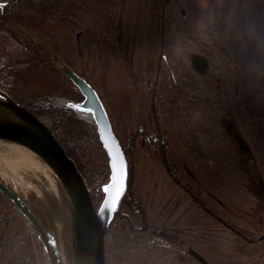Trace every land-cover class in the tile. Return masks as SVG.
<instances>
[{
  "label": "rangeland",
  "instance_id": "obj_1",
  "mask_svg": "<svg viewBox=\"0 0 264 264\" xmlns=\"http://www.w3.org/2000/svg\"><path fill=\"white\" fill-rule=\"evenodd\" d=\"M8 14L11 26L0 13V91L5 95L21 105L43 96L80 104L83 96L62 61L86 79L105 110L121 107L125 122L138 123L125 130L112 117L122 145H130L138 126L147 134L156 123L163 129L173 174L160 150L137 137L130 155L131 189L145 218L126 205L119 209L104 234L105 264H200L188 249L208 264H264L235 255L228 246L234 234L214 218L251 237L264 229V0H17ZM160 51L183 92L211 105L179 97L163 62L156 80L159 98L151 100L149 84ZM193 53L207 60L202 75L189 64ZM131 105L138 111L132 114ZM67 110L55 132L73 137L63 147L97 209L109 181L108 157L92 113ZM54 117L53 112L38 115L45 124ZM28 156L29 163L15 169L20 181L3 182L37 220L44 216L52 242L54 219L64 218L66 264H73L65 195L52 171L35 154ZM178 183L196 189L202 204ZM0 264H50L31 223L1 193Z\"/></svg>",
  "mask_w": 264,
  "mask_h": 264
},
{
  "label": "water",
  "instance_id": "obj_2",
  "mask_svg": "<svg viewBox=\"0 0 264 264\" xmlns=\"http://www.w3.org/2000/svg\"><path fill=\"white\" fill-rule=\"evenodd\" d=\"M17 0H8L5 17L8 21V10ZM189 64L197 74L207 71L208 63L204 56L193 53L189 56ZM62 67L66 76L83 96L80 103L92 109V117L96 124L97 134L108 157L104 140L109 144H118L122 148L111 127L110 120L94 89L78 74L68 67ZM0 140L23 145L31 150L56 176L65 195L73 227L72 258L73 264H105L104 234L107 226L118 210L125 193L119 177L110 178L104 186V197L96 209L84 179L73 159L66 153L48 126L36 115L0 91ZM123 153V151H122ZM124 156V154H123ZM125 159V157H124ZM126 161V160H125ZM127 166V163H126ZM128 180V168H127ZM0 193L5 196L31 223L50 258V264H58V254L54 242L45 236L42 227L26 203L0 178ZM200 262L207 264L197 254H193Z\"/></svg>",
  "mask_w": 264,
  "mask_h": 264
},
{
  "label": "trees",
  "instance_id": "obj_3",
  "mask_svg": "<svg viewBox=\"0 0 264 264\" xmlns=\"http://www.w3.org/2000/svg\"><path fill=\"white\" fill-rule=\"evenodd\" d=\"M6 1L4 2H0V13L3 14L4 12V7L6 6ZM182 23H183V27H184V30L185 32L187 33L188 30L185 26V18L183 17L182 18ZM210 26V16H209V13H208V17H207V29L209 28ZM213 47L217 50H219L222 55L229 61H230V57L228 55V53L219 45H213ZM165 60V65H166V68L168 70V76H169V82L172 86V89L176 92V94L181 97L182 99L184 100H187L189 102H193V103H207V100L205 99H202V98H199V97H195L193 95H188L186 94L185 92H183V90L179 87V85L177 84L176 82V77H175V72L174 70L171 68V65L172 63L170 62V60L168 58H164ZM61 64L64 66V67H68L66 64H64L62 61H61ZM32 103L31 104H26V105H23L25 108H27L29 111H31L34 115H36L38 117V115L42 112H53L55 117L52 118V124H46L48 126V128H50V130L52 131L53 135L55 136V138L57 139V141H59L62 146H65L66 142L69 141V140H72L73 137L67 135V134H61V135H57V133L55 132V128H56V125L64 120L67 115H68V110L67 108L65 107V103L68 101V100H65L61 97H36L34 99H32ZM144 137L147 145L150 147V148H158L160 150V154H161V157L162 155L165 157L164 159V163H165V166H166V169H167V172L172 176L173 174V170L170 169V164L169 162L166 160V143L164 142V146L163 148L159 147L158 144H154L153 142V139L151 137H149L146 133L142 132L140 133L139 132V129H135L134 131V134H133V137L131 138L130 140V145L129 146H122L121 145V148H122V151H123V154H124V157H125V160H126V163H127V168H128V180H127V188H126V191L120 201V204H119V207H118V210L115 212L112 220L110 221L109 225L107 226V229L109 228L110 224L112 223L114 217L116 216V214L118 213L119 209L122 208V206L126 205L127 207L131 208L132 210H136L137 212H139L143 218H145V211H144V206L137 203V201L134 200L133 198V194H132V189H131V184H132V176H133V169H132V159L130 158V155L131 153L133 152V149H134V144H135V139L137 137ZM179 184V183H178ZM183 189H185L188 193H189V196L190 198L196 203V204H199L201 205L202 203H199L198 202V192L196 189H191L189 188L188 186L184 185V184H179ZM129 194V195H128ZM101 202V201H100ZM99 205V203H98ZM97 206V205H96ZM39 218V223L42 227V230L45 234V236L47 237V239L49 241H52V232H51V228L48 224V222L46 221V219L44 218L43 215H41ZM70 227H71V231L73 232V227H72V223L70 221ZM161 233H164L163 231H160ZM166 235V240L168 241H174L175 238H173L172 236L168 235V234H165ZM164 238V237H162ZM250 241H257V238L256 239H253V240H250ZM202 263V262H201ZM203 264V263H202Z\"/></svg>",
  "mask_w": 264,
  "mask_h": 264
},
{
  "label": "bare ground",
  "instance_id": "obj_4",
  "mask_svg": "<svg viewBox=\"0 0 264 264\" xmlns=\"http://www.w3.org/2000/svg\"><path fill=\"white\" fill-rule=\"evenodd\" d=\"M29 154L34 153L23 145L0 140V178L5 183H8V181L18 183L20 178L16 175L15 169L23 164L29 163ZM53 224L54 244L58 258L59 260L62 259L64 264H66L65 246L63 243V235L65 233L64 218L61 216L55 217Z\"/></svg>",
  "mask_w": 264,
  "mask_h": 264
},
{
  "label": "flooded vegetation",
  "instance_id": "obj_5",
  "mask_svg": "<svg viewBox=\"0 0 264 264\" xmlns=\"http://www.w3.org/2000/svg\"><path fill=\"white\" fill-rule=\"evenodd\" d=\"M4 1H6V0H2V1H0V2H4ZM8 1V0H7ZM7 3V2H6ZM7 5V4H6ZM4 8H6V6L4 7ZM3 13H5L6 14V9H4V12ZM181 13L183 14L184 12H183V10H181ZM2 14V13H1ZM9 15V14H8ZM5 16V15H4ZM3 16V17H4ZM184 16H182V18H183ZM5 20H6V24L8 25V26H11V23H10V21H8L7 19H6V17H5ZM11 28V27H10ZM20 31V32H19ZM18 31V33L20 34V35H23V36H25V37H27V34H26V32H22L21 30H19ZM31 41V40H30ZM161 41L162 40H160V43H161ZM32 42V41H31ZM160 48L161 49H163V45L162 44H160ZM164 58H167L161 51L160 52H158L157 53V56H156V74H155V76H154V78L152 79V83H150L149 84V91H150V93L152 94L151 95V100H153L154 98H159V95L157 94V88H158V85H157V77H158V73L160 72V69H161V63L163 62L164 64H165V60H164ZM169 59V58H168ZM166 66V65H165ZM166 70H167V68H166ZM167 74H168V70H167ZM80 76V75H79ZM81 77V76H80ZM83 78V77H82ZM84 79V78H83ZM85 81H86V79H84ZM167 80H169V76L167 77ZM173 90V89H172ZM174 91V90H173ZM175 92V91H174ZM193 103V102H192ZM198 103V102H197ZM205 104H207V105H211L212 103H210V102H208L207 101V103H205ZM138 129H139V132L140 133H142V132H144V133H146L147 134V132L145 131V129H144V127L143 126H138L137 127ZM136 128V129H137ZM163 128H164V126H163ZM163 130V129H162ZM162 130L159 128V126H158V124L156 123V126H155V131L154 132H152V133H150V134H147L149 137H151L152 139H153V142H154V144H158V146L159 147H161V148H163V146H164V140H163V135H162ZM135 131V130H134ZM115 134V133H114ZM116 135V134H115ZM116 137H117V139H118V141H119V144H120V146L122 145V142L120 141V139H119V137H118V135H116ZM135 141H136V139H135ZM164 141V142H163ZM59 142V141H58ZM60 143V142H59ZM61 144V143H60ZM62 145V144H61ZM123 146V145H122ZM64 148V147H63ZM154 149V148H153ZM164 159H165V157L162 155V160H163V162H164ZM165 164V163H164ZM179 185V184H178ZM180 186V185H179ZM181 187V186H180ZM182 188V187H181ZM183 189V188H182ZM188 195H189V193L185 190V189H183ZM15 193V192H14ZM16 195V194H15ZM17 196V195H16ZM19 197V196H18ZM190 197V196H189ZM221 225H223L224 227H226L227 229H229L235 236H238L239 238H241L242 240H244L245 242H248V243H262V244H264V229H262L261 231H260V234L259 235H256V236H254V237H251V236H247V235H244V234H242V233H240L238 230H236V229H234L227 221H224V220H221V219H218V218H216V217H214ZM257 238V241H250V240H253V239H256ZM189 251H190V255H192L193 256V254H194V252H193V250H190V249H188ZM200 264H202L195 256H193ZM208 264V263H207Z\"/></svg>",
  "mask_w": 264,
  "mask_h": 264
},
{
  "label": "crops",
  "instance_id": "obj_6",
  "mask_svg": "<svg viewBox=\"0 0 264 264\" xmlns=\"http://www.w3.org/2000/svg\"><path fill=\"white\" fill-rule=\"evenodd\" d=\"M141 83H143L144 85L147 84L149 82V80H140ZM177 83L180 85L181 89H185L183 87V84L178 82L177 80ZM97 94V93H96ZM98 97H99V94H98ZM132 98V97H131ZM135 106V105H134ZM133 105H131L132 107V114L134 112H137V108H135ZM130 107V108H131ZM106 114H108L107 116H109L108 118L112 119V117L116 118L118 117L120 119L117 120V122L121 125L122 123H124V129L125 130H129L130 129V126L134 125V124H138V123H128V122H125L124 120V117L122 114H124V112L122 111V108L121 107H113L111 105H108L107 108H106ZM125 111H127V108L125 109ZM163 113H166L163 112ZM195 117L199 118V116H201L200 112L197 113L195 112ZM109 119V120H110ZM195 121L197 122V119H195ZM211 122V120H209ZM112 125L111 127L113 128L114 127V130L116 131V125L114 124V121L112 119V121L110 122ZM195 125V124H194ZM197 125V123H196ZM195 125V127H196ZM117 134V133H116ZM228 246H230L232 249H233V252L235 253V251L237 252V255L238 257H240L241 259H258L260 260L261 262H264V244L262 243H248V242H245L244 240H242L241 238H239L238 236H233V237H230L229 238V243H228Z\"/></svg>",
  "mask_w": 264,
  "mask_h": 264
},
{
  "label": "snow or ice",
  "instance_id": "obj_7",
  "mask_svg": "<svg viewBox=\"0 0 264 264\" xmlns=\"http://www.w3.org/2000/svg\"><path fill=\"white\" fill-rule=\"evenodd\" d=\"M65 107L68 109H72L77 112V114L81 113L82 111L91 112L92 109L87 108L86 105H82L79 103H73L71 101H67L65 103ZM114 141V137H109ZM109 139L104 140V146L107 149L109 155V165L111 170L110 178L119 177L122 181L123 188L126 191L127 188V166L126 161L124 159L123 153L120 150L118 144H109Z\"/></svg>",
  "mask_w": 264,
  "mask_h": 264
}]
</instances>
